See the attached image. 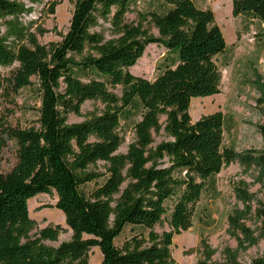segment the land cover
I'll use <instances>...</instances> for the list:
<instances>
[{"label": "trees", "instance_id": "obj_1", "mask_svg": "<svg viewBox=\"0 0 264 264\" xmlns=\"http://www.w3.org/2000/svg\"><path fill=\"white\" fill-rule=\"evenodd\" d=\"M69 1L68 31L43 44L23 17L43 4L45 21L61 0H0V67L18 64L10 76L0 72V108L12 92L35 88L34 78L40 99L35 125L5 126L0 115V150L6 137L17 143L16 165L0 173V264H91L95 247L99 264H178L175 236L192 226L197 204L237 158L225 145L221 111L195 121L190 114L193 98L221 92L223 30L194 0H157L139 23L127 15L140 0ZM232 12L257 20L264 39V0H232ZM151 44L166 49L153 80L130 70ZM86 101L103 109L70 124ZM127 129L134 137L122 153ZM253 158L264 165V151ZM54 192L72 230L57 247L43 240H56L60 225L30 235V200ZM256 213L264 230V203ZM128 226L144 231L117 245ZM199 264L240 263L229 253ZM250 264H264V252Z\"/></svg>", "mask_w": 264, "mask_h": 264}, {"label": "rangeland", "instance_id": "obj_2", "mask_svg": "<svg viewBox=\"0 0 264 264\" xmlns=\"http://www.w3.org/2000/svg\"><path fill=\"white\" fill-rule=\"evenodd\" d=\"M199 7L213 10L216 21L222 28L229 47L219 58L223 70L221 92L214 96L192 99L190 114L193 120L221 111L225 117L224 142L237 153L236 160L225 167L216 177L213 188L197 204L192 226L175 236L173 256L178 264H199L200 261L224 262L233 253L240 264H250L264 252L263 224L256 210L264 203V165L253 155L264 151V39H260L261 24L244 16L235 17L232 0H194ZM157 0H140L128 13L131 22L144 21V14L152 11ZM43 4L23 21L33 24L41 43L57 42L68 31L74 6L69 0H61L56 13L42 21L40 11ZM147 25V23H145ZM2 30L4 27L0 26ZM157 33L156 29H153ZM166 49L157 44L147 47L143 56L130 70L133 74L153 80L159 74L158 65ZM18 64L0 67L3 75L10 76ZM34 86L38 83L34 78ZM35 88H26L4 99L0 115L5 126L26 127L37 124L40 99ZM117 89L116 91H119ZM103 109L100 102L86 101L82 115H69V123L83 122L91 113ZM165 122V117L161 119ZM133 131L127 129L125 143L120 152L125 153L133 140ZM156 143L164 139L163 133L156 135ZM250 157V158H249ZM17 163V143L6 137L0 150V173L9 172ZM104 170V163H100ZM92 183L84 187L91 190ZM58 196L40 194L29 202L30 216L35 222L32 238L46 227H62L56 240H43L47 246L57 247L72 237L64 213L56 207ZM168 225L157 226L162 233ZM141 227L128 226L116 240L117 245L136 233ZM103 259L101 250L95 247L90 252V263L99 264Z\"/></svg>", "mask_w": 264, "mask_h": 264}]
</instances>
